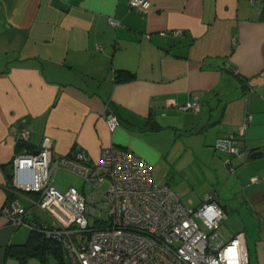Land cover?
<instances>
[{"label":"crops","instance_id":"obj_1","mask_svg":"<svg viewBox=\"0 0 264 264\" xmlns=\"http://www.w3.org/2000/svg\"><path fill=\"white\" fill-rule=\"evenodd\" d=\"M195 97L199 110L179 108ZM107 109L120 120L113 131ZM23 119L26 142L16 140ZM230 133L247 157L214 148ZM46 135L55 156L83 149L90 162L119 145L151 176L166 158H203L218 189L208 183L193 206L213 193L235 223L221 237L243 232L249 264H264V0H145L143 11L129 0H0V264H19L14 246L31 234L1 209L18 200L28 218H46L11 170L13 155L36 151Z\"/></svg>","mask_w":264,"mask_h":264},{"label":"built area","instance_id":"obj_2","mask_svg":"<svg viewBox=\"0 0 264 264\" xmlns=\"http://www.w3.org/2000/svg\"><path fill=\"white\" fill-rule=\"evenodd\" d=\"M129 5L145 10V0H129ZM109 23L120 25L115 18H109ZM179 108L197 111L200 103L190 98ZM105 120L112 131L120 125L117 114L109 109ZM245 127L246 122L241 129ZM28 138L29 125L23 119L16 140ZM52 144L46 135L36 151L14 154L11 164L14 186L36 192L37 206L46 218H28L31 209L18 200L6 204L1 214L13 226L57 241L67 264H249L243 232L226 240L221 237L226 213L213 193H207L198 205L187 206L170 186L152 179L145 159L124 147L105 146L98 160L90 162L83 149L55 156ZM213 146L237 157L249 154L241 152L234 133L217 137ZM60 169L79 176L87 191L74 186L58 189L53 181Z\"/></svg>","mask_w":264,"mask_h":264},{"label":"rangeland","instance_id":"obj_3","mask_svg":"<svg viewBox=\"0 0 264 264\" xmlns=\"http://www.w3.org/2000/svg\"><path fill=\"white\" fill-rule=\"evenodd\" d=\"M203 165L210 167L203 158H166L155 166L152 179L158 182L159 178L157 179V177H155V173L157 176L161 177H165L167 173L168 177L178 179V186L174 188V191L179 195L184 205L193 206L195 205L194 202L197 194L201 189L205 188L208 183H211V189L208 192L218 189V184H216V182L215 184L210 182L212 181L210 180L212 172L208 169L209 172ZM54 183L57 184L61 190H65L70 185H75L78 188L81 187V191H87V187L82 179L75 173L65 169H60L56 173ZM234 226L235 223L226 217L221 222L220 229H222L224 234L228 237L232 235L230 229ZM16 260L19 264H59V258L52 252H43L39 255H26L25 258H17ZM62 264H67L65 259H63Z\"/></svg>","mask_w":264,"mask_h":264},{"label":"trees","instance_id":"obj_4","mask_svg":"<svg viewBox=\"0 0 264 264\" xmlns=\"http://www.w3.org/2000/svg\"><path fill=\"white\" fill-rule=\"evenodd\" d=\"M14 251L18 255V258H25L26 255H39L43 252H52L59 258V264L63 263V251L60 244L46 237L40 232L31 230V234L26 242L15 245Z\"/></svg>","mask_w":264,"mask_h":264},{"label":"water","instance_id":"obj_5","mask_svg":"<svg viewBox=\"0 0 264 264\" xmlns=\"http://www.w3.org/2000/svg\"><path fill=\"white\" fill-rule=\"evenodd\" d=\"M260 152L259 151H254L250 154V157H255L256 155H258Z\"/></svg>","mask_w":264,"mask_h":264}]
</instances>
